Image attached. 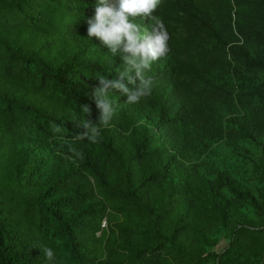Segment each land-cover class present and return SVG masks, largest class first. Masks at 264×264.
<instances>
[{
  "label": "trees",
  "instance_id": "trees-1",
  "mask_svg": "<svg viewBox=\"0 0 264 264\" xmlns=\"http://www.w3.org/2000/svg\"><path fill=\"white\" fill-rule=\"evenodd\" d=\"M98 3L0 0V264H264V139L248 157L249 121L222 113L264 109V0H158L129 16L183 25L166 53L185 71L150 64L135 103L110 89L107 125L94 90L132 53L88 37ZM88 121L95 140L77 136Z\"/></svg>",
  "mask_w": 264,
  "mask_h": 264
},
{
  "label": "clouds",
  "instance_id": "clouds-1",
  "mask_svg": "<svg viewBox=\"0 0 264 264\" xmlns=\"http://www.w3.org/2000/svg\"><path fill=\"white\" fill-rule=\"evenodd\" d=\"M158 0H119V8L113 7L108 0H99L95 7L94 19L88 20V37H99L107 44L112 53L117 52L118 46L122 41L126 40L123 52L132 53V59L124 56L123 59L130 65L123 72H120L116 79H99V86L94 90V99L96 107L100 110L99 121L107 125L113 115V106L107 97L110 89H118L128 97V103H135L138 100L150 94L152 81L151 78L141 77L143 69L150 67V62L158 59L167 51L168 33L162 22H158L153 28L152 35L141 36L139 26L129 21V16L135 17L139 15L150 16L156 8ZM135 68L137 77H140L139 86L129 88L125 79L129 83L133 82L128 73ZM84 132L78 133V137H89L95 140L99 135L96 126L91 121L82 124ZM49 257L52 251L46 250Z\"/></svg>",
  "mask_w": 264,
  "mask_h": 264
},
{
  "label": "rangeland",
  "instance_id": "rangeland-1",
  "mask_svg": "<svg viewBox=\"0 0 264 264\" xmlns=\"http://www.w3.org/2000/svg\"><path fill=\"white\" fill-rule=\"evenodd\" d=\"M194 3L198 4H206L208 0H190ZM131 22L137 24L140 29L141 36L145 35H152L153 34V28L157 26L158 22H162L165 30L168 33V37L170 36V33L173 32L176 35H184L186 28L179 24V23H171L167 24L163 22L160 18H144V17H137L133 19ZM126 44V40L122 41L121 44L118 47H121L119 50H123L124 46ZM169 47L168 40H167V48ZM120 52V51H119ZM118 53V49L117 52ZM114 53V54H116ZM153 64V70L152 73L173 69L180 70L181 73H184L185 68L182 65H177L171 58L168 56V54H164L160 56L158 59L151 61L150 64ZM135 73V68L133 67L132 70L128 73V75H132ZM136 74V73H135ZM152 87V85H151ZM172 91V82L169 80L167 92L170 93ZM178 103L177 105H179ZM222 113L226 116V118L231 117L232 115H236L242 119L246 118L249 121V126H247L245 133L247 134V139L243 143V149L247 150L246 153L249 156H253L260 152V148L256 147L253 142V136H259L261 135L264 139V109H257L255 111H249L244 112L240 107L236 104L235 101H229V103L223 108ZM141 122L145 123L149 128L151 127V122L148 120L147 115L141 116ZM220 144L215 146V152L218 155H225L226 159L224 160L227 165L235 166L238 171H241V174H246L242 170H245L248 168L249 161L248 158H244V156H234L229 157L230 154H233L225 145H222V147H219ZM103 225V224H102ZM227 244V240L223 237L220 238L217 245L214 247V250L220 251L222 250L225 245Z\"/></svg>",
  "mask_w": 264,
  "mask_h": 264
}]
</instances>
